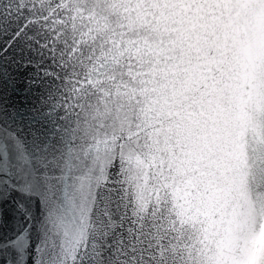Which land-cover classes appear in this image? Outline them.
Instances as JSON below:
<instances>
[{
	"label": "snow or ice",
	"instance_id": "snow-or-ice-1",
	"mask_svg": "<svg viewBox=\"0 0 264 264\" xmlns=\"http://www.w3.org/2000/svg\"><path fill=\"white\" fill-rule=\"evenodd\" d=\"M0 264H264V0H0Z\"/></svg>",
	"mask_w": 264,
	"mask_h": 264
}]
</instances>
